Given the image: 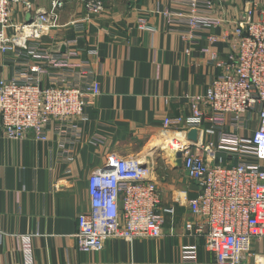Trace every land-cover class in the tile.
Wrapping results in <instances>:
<instances>
[{
  "label": "crops",
  "instance_id": "1",
  "mask_svg": "<svg viewBox=\"0 0 264 264\" xmlns=\"http://www.w3.org/2000/svg\"><path fill=\"white\" fill-rule=\"evenodd\" d=\"M58 1V25L40 42L62 52L73 48L68 40L77 39L74 47L82 50L77 59L92 62L101 94L86 107L80 141L65 140L71 151L67 160L60 157L64 139L52 126L46 141L32 133L24 140L0 135V264H24L29 258L33 264H193L181 257L182 247L193 244L199 246L194 264H216L204 237L186 228L200 221L189 206L199 188L167 149L165 141L179 127L166 128L164 120L188 115V96L205 93L219 68L207 61L201 46L186 53L188 44L170 31L159 11L174 8L172 0H104L99 13L86 9L87 0H19L12 5L11 20L32 21ZM251 1L264 2L232 0L224 9L238 18ZM226 48L222 41L214 45L222 57ZM34 63L0 52V76L21 78ZM43 84H49L48 76ZM209 126L206 119L203 128ZM197 131L198 141L210 139L205 130ZM111 154L139 160L157 184L162 235L132 242L111 237L103 250L81 252L76 233L79 214L89 210L88 177ZM251 248L264 257V238L254 239ZM243 264L262 263L246 256Z\"/></svg>",
  "mask_w": 264,
  "mask_h": 264
},
{
  "label": "built area",
  "instance_id": "2",
  "mask_svg": "<svg viewBox=\"0 0 264 264\" xmlns=\"http://www.w3.org/2000/svg\"><path fill=\"white\" fill-rule=\"evenodd\" d=\"M18 1L0 0V52L35 63L21 78L0 76V135L24 140L32 133L46 141L52 126L64 139L60 157L67 160L71 151L65 140L80 141V122L87 120L86 107L101 94V85L92 62L77 59L82 51L74 47L77 39L68 40L66 45L73 48L62 52L40 42L58 25L60 1L34 20L14 24L12 5ZM229 1L172 0L174 8L159 11L170 31L188 44L186 53L201 46L207 61L219 68L205 93L188 96V115L164 120L166 128L179 127L165 145L184 153L183 168L199 188L189 206L200 221L186 223L187 230L204 237L216 264H243L246 256L264 264V257L251 248L254 239L264 238V2L251 1L238 18H231L224 9ZM85 6L99 13L104 0H87ZM219 41L227 45L225 57L214 49ZM206 119L210 126L204 129ZM192 129L205 130L210 139L189 140ZM147 174L139 160L115 154L91 172L89 210L78 216L79 251H101L111 237L132 242L162 235L161 194ZM198 252V245H185L182 260L194 264Z\"/></svg>",
  "mask_w": 264,
  "mask_h": 264
},
{
  "label": "water",
  "instance_id": "3",
  "mask_svg": "<svg viewBox=\"0 0 264 264\" xmlns=\"http://www.w3.org/2000/svg\"><path fill=\"white\" fill-rule=\"evenodd\" d=\"M28 22H30V20H28ZM198 131L196 129H192L188 132L187 134V138L193 142H198ZM183 152L179 151L176 153V166L178 168H182L183 167Z\"/></svg>",
  "mask_w": 264,
  "mask_h": 264
}]
</instances>
